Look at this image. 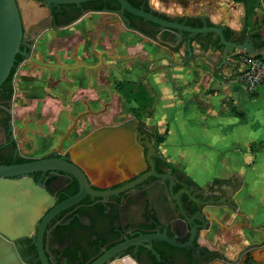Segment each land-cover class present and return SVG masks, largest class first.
Wrapping results in <instances>:
<instances>
[{"label": "flooded vegetation", "instance_id": "obj_1", "mask_svg": "<svg viewBox=\"0 0 264 264\" xmlns=\"http://www.w3.org/2000/svg\"><path fill=\"white\" fill-rule=\"evenodd\" d=\"M90 12L104 10L89 9L72 23L42 29L29 53L12 65L6 83L0 87V164L49 156L69 159L71 150L84 152L75 163L86 172L93 188L127 186L105 196L86 193L43 221L56 204L78 192L79 182L63 171L29 173L34 185L44 187L52 201L39 211L37 208L24 234L12 238L21 259L26 264H92L125 242L101 264H264V221L252 225L249 220L231 217L232 212L244 215L237 200L241 182L229 176L214 177L205 184L197 182L170 163L150 129L132 111L129 116L135 117L133 123L112 127L129 116L117 118L119 113L110 111L104 119L102 114L109 108L94 109L86 104L76 114V123L73 125L72 120L59 139L41 135L42 141H38V93L29 110L35 117L34 126L26 124L24 110L16 118L17 79L27 73L34 76L37 66L48 67L31 56L50 63L81 64L74 68L100 64L102 51L91 63L87 59L71 62L66 51L33 48L44 31L68 27ZM55 127L47 126L45 133L50 134ZM95 130L98 134L89 145L72 146L94 135ZM39 146L47 148L39 150ZM85 167L101 173L102 179L92 177ZM233 232L235 239L229 237Z\"/></svg>", "mask_w": 264, "mask_h": 264}, {"label": "crops", "instance_id": "obj_2", "mask_svg": "<svg viewBox=\"0 0 264 264\" xmlns=\"http://www.w3.org/2000/svg\"><path fill=\"white\" fill-rule=\"evenodd\" d=\"M233 7L242 14L244 7L238 1L228 3L219 14L208 12L207 16L213 23L240 30L244 38L249 31L240 29L241 18L234 17ZM260 35H264V27ZM146 37L152 39L147 48L135 50L142 49L146 55L123 54L132 69L124 64L118 67L119 62L110 65L101 60L100 64L76 68L37 66L34 76L27 73L24 85L20 86L23 99L27 101L34 91L42 96L38 141H42L41 135L50 121L61 128L55 137L59 139L86 104L94 109L112 108V112L119 113L117 118L129 116V106L136 103L129 104L115 83L134 78L153 97L154 112L149 123L155 134L167 130L160 147L170 163L182 167L194 180L215 175L241 182L237 200L242 202L245 216L232 212L231 217L241 222L249 220L252 225L264 221V78L254 90L246 88L241 77L244 65L237 57L242 50L229 53L228 61L222 63V50L197 37L191 38L190 50L185 40L169 47ZM215 49L220 51L219 57L213 54ZM90 50L96 55L105 52V48ZM141 75L144 79L138 80ZM31 79L35 80L33 86ZM114 98L118 109L111 107ZM23 110L27 112L26 124L34 126L35 117L31 116L29 106ZM109 114L103 112L102 117L108 119ZM66 120L70 122L63 128ZM44 148L47 147L38 149ZM85 168L92 177L102 179L101 173ZM233 233L229 237L235 239L237 234Z\"/></svg>", "mask_w": 264, "mask_h": 264}, {"label": "water", "instance_id": "obj_3", "mask_svg": "<svg viewBox=\"0 0 264 264\" xmlns=\"http://www.w3.org/2000/svg\"><path fill=\"white\" fill-rule=\"evenodd\" d=\"M213 0H0V87L8 76L12 65L29 53L36 35L45 28L62 26L75 21L89 9L118 13L124 26L134 28L169 47L185 40L190 50V40L197 37L222 50L221 62L226 56L242 50L264 58V49L257 48L251 37L256 29L243 34L225 24L208 19V10ZM30 59L48 67L74 68L42 61L34 56ZM78 118V117H77ZM73 121V125L76 123ZM135 117L112 125L133 123ZM72 146L89 145L98 132ZM93 135V136H92ZM152 147V144H150ZM72 151V150H71ZM68 157L49 156L29 161L0 164V264H26L20 257L12 238L24 234L38 208L51 202L52 197L41 185L35 186L29 173L36 170L63 171L76 177L79 190L74 195L56 204L45 216L48 219L58 209L79 201L86 193L105 196L123 189L127 184L106 190L90 185L86 172L75 163L76 158L86 153H73ZM21 178H14L20 176ZM146 174L134 179L139 181ZM146 237V236H144ZM125 245L121 243L99 256L92 264H101L113 251Z\"/></svg>", "mask_w": 264, "mask_h": 264}, {"label": "rangeland", "instance_id": "obj_4", "mask_svg": "<svg viewBox=\"0 0 264 264\" xmlns=\"http://www.w3.org/2000/svg\"><path fill=\"white\" fill-rule=\"evenodd\" d=\"M230 2H238V1L237 0H213L208 12L210 13L216 12V14H219L222 12V8H225V6ZM254 7H255L254 13L251 14L250 17L247 19H245L244 10L242 11V14H240V12L235 7H233L234 9L231 11L235 18L239 19V16H240L241 18L240 21L242 23L240 26L241 30H245V31L253 30L255 29V25L258 24L257 26H259V29L255 31L259 32V35H260L264 27V19H262V14H264V1L258 0ZM254 17L256 19L255 20L256 24L253 21ZM261 37L264 38V35ZM148 42L149 43L152 42V39L147 38L146 36H143L139 34L138 32L131 30L127 28L126 26H124L123 22L120 20V17L116 13L104 11V12L87 13L81 18V20L77 21L76 23L68 27L62 28L57 31H54V30L44 31L37 38L36 43L33 48H38L39 50L43 48H47V50H50V51H55V50H61L62 52L66 51L65 55L71 56V58H68L67 60H70L71 62L82 61L84 59L97 60V55L92 50H90V48H94V49L105 48V52H102L103 62L107 61L110 65H113V63L116 64L117 62H119L118 67H121L124 64V66H126L125 68L132 69L133 67L131 66L130 60H125L124 55L126 54L128 55L136 54L140 56L146 55V53L142 52V49H138L139 51H135V50H137V48H147ZM120 46H123V48H121ZM213 54H217L219 57L220 51L215 49L213 51ZM114 76L115 75L113 73V77ZM137 78L138 80H142L144 79V76L141 75V76H138ZM33 79H36V78H33ZM132 79L134 80L133 81L134 83H137L136 79L134 78ZM24 82L25 81L23 77V78L17 79V83H16L18 94L14 98V101H15V108L17 109V112H16L17 119L20 118V113L25 108V106H29V108H32L35 104V99H34V95L36 94L35 91L32 92L31 95L27 96L28 97L27 101L23 99L24 96H22L21 93L24 92V90H22L20 86H23ZM31 82L33 86V84H35V80H32ZM41 99H42L41 94H38V109L39 110L41 108ZM112 102L113 103L111 107H114V108L116 107L117 109L120 108L115 98ZM128 103L132 104V102H128ZM153 104L154 102L148 105L147 111L141 116V120L143 124H145V126H147L150 129L154 137L156 135L154 132V126L149 123L152 118L151 116L153 115V112H154ZM111 110L112 108H110L107 113L109 114ZM30 114L32 116V112H30ZM25 118L26 117L24 116V119ZM69 122L70 120H66V122L63 123L64 125H62L63 128H66ZM54 123L57 126V122H54ZM52 124L53 122L50 121L47 126L50 127L52 126ZM58 129H61V128L55 127L53 131H51L50 134L47 133L49 136L44 131L43 135L47 136L50 139L51 137L52 139H55ZM161 142L158 143L159 145L158 147H159V150L163 153L162 148L160 147ZM179 168L182 169V167H179ZM183 171L186 172L185 170ZM214 177H217V176L208 175L207 179L202 178V179H195V180L199 183L205 184L211 181ZM238 203H239V206L242 205L241 204L242 202L240 203L238 201Z\"/></svg>", "mask_w": 264, "mask_h": 264}, {"label": "trees", "instance_id": "obj_5", "mask_svg": "<svg viewBox=\"0 0 264 264\" xmlns=\"http://www.w3.org/2000/svg\"><path fill=\"white\" fill-rule=\"evenodd\" d=\"M237 1H240L243 4L244 16L245 19H247L250 17L251 14L254 13V9H255L254 6L258 0H237ZM262 19H264V14H262ZM255 20L256 19L254 17L253 21L256 24ZM257 25L258 24L255 25V28H257L258 30L259 26ZM256 31L251 33V37L254 41V44L257 48H264V38H262L259 35V32ZM7 78L8 77H6V79L2 82L1 85H4L6 83ZM115 85L118 91L121 93V95L124 97V99L127 102L135 101L136 105L129 106V110L132 111L133 114H135L138 118H141V116L147 111L148 105L151 104L153 101V97L152 95L149 94L147 88L142 83H134L132 80H128V79L116 81ZM237 113H241V112H237ZM166 133L167 130H165V132H163L162 134L155 135L157 143L164 140Z\"/></svg>", "mask_w": 264, "mask_h": 264}, {"label": "built area", "instance_id": "obj_6", "mask_svg": "<svg viewBox=\"0 0 264 264\" xmlns=\"http://www.w3.org/2000/svg\"><path fill=\"white\" fill-rule=\"evenodd\" d=\"M237 55L243 63L241 77L248 90H254L257 84L264 78V58L238 51Z\"/></svg>", "mask_w": 264, "mask_h": 264}]
</instances>
